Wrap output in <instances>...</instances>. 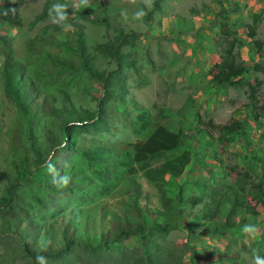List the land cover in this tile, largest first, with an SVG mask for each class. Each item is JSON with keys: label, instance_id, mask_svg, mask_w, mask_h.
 <instances>
[{"label": "rangeland", "instance_id": "rangeland-1", "mask_svg": "<svg viewBox=\"0 0 264 264\" xmlns=\"http://www.w3.org/2000/svg\"><path fill=\"white\" fill-rule=\"evenodd\" d=\"M45 1H17V22H3L0 25V35L11 37L12 58L24 67L35 103L38 104L44 99L46 105L59 107L61 95L56 89L61 88L68 94L74 108L92 111L95 107L94 99L100 95L97 81L77 73L72 77L68 74L59 75L57 78L50 77L39 63L45 52L58 54L55 44L64 42L72 30V27L66 29L52 22L49 12L58 0H48L47 17L35 22ZM101 1L88 0L84 6L80 0H72L74 9L86 12L88 18L84 20L69 13L67 21L70 25L76 22L82 26L84 46L95 70L102 71L113 67L111 61L94 50L95 44L109 41L118 29L123 32L135 31L140 36L134 47L124 51L132 53L138 69L144 67L142 71L147 75L151 87L148 92L134 91L127 81V98L133 96L144 106L151 105L152 113L156 112L154 118L158 124L175 119L173 114L179 115L175 120L189 139L188 145L192 146V151L202 146L197 137L201 130L209 131L210 128V136L214 139L218 135L217 127L231 121L240 122L245 141L240 136L233 138L229 145H215L201 158L195 157L196 152H193L192 160L197 161L204 172V175L200 173L196 178L204 183L206 193L210 195L193 208L185 205V197L197 195L194 189L186 187V193L184 187L182 188L183 197L176 204L180 208H174L173 203L163 206L154 186L139 171L122 177L119 184L107 195L91 194L85 200L55 196L54 202L41 208L34 199L44 200L49 195L43 185L45 172L35 171L31 182L27 183L26 171H21L16 206L6 211L4 203L0 202V227L7 219L10 230L26 232L29 224L33 228L29 237L32 244L40 247L46 243L54 251L60 244L59 234L63 228L75 235L109 232L113 216L128 214L126 204L129 197L134 196L140 209L154 215L156 222H170L163 247L174 251L183 250L181 247L184 244L194 247V264H253V257L256 255L253 251L257 249L253 243L258 239V232L254 236L241 231L232 235L227 232L196 238L194 236L203 227H211V223L189 225L188 221L193 220L198 212L213 209L216 204L221 216L220 210H225L228 206L225 198L233 195H237L243 205L247 203L249 207L253 206L249 190L258 180L255 158L264 157V0H154L153 8L150 11L145 9L147 15L142 21L128 23L122 21L120 10L127 9L131 14L138 6H143L141 0H108L105 12L108 17L107 27L91 21L92 18L102 15ZM193 15L198 20H193ZM178 19L190 22L189 32H180L182 30L179 29ZM41 32L44 42L34 43L33 39ZM254 41L259 42V49L253 45ZM229 43L234 44L233 52L245 64L246 72L238 82L216 91L210 90L207 80L212 64L217 62L219 53ZM31 44L36 46L29 50L27 45ZM148 60L151 66L144 65ZM1 64L0 57V199L4 194V177L10 179L15 174L11 165L13 158L20 159L23 156L32 159L33 150L44 157L48 146L44 134L57 133V121L44 113L37 114L30 127L25 124L12 100L4 92ZM256 65L260 69L255 70ZM68 80L69 84L65 85ZM152 95L155 96L154 100ZM194 111L201 115L196 123ZM110 123L113 127L110 132L84 135V141L78 140V145L89 149L93 146L89 140H132L117 116L110 115ZM149 132L150 130L145 129L142 134L148 135ZM195 136L194 143H191ZM55 163H64L76 169L74 178L95 181L94 175L77 154L67 152L57 157ZM19 170H22V166H19ZM47 175L57 176L59 180L66 177L54 170L48 171ZM257 209L260 210L259 207ZM2 237L0 264H28L20 252L18 241L10 234ZM122 244L130 248L138 245V240L130 237L122 241ZM105 253L109 254L111 250Z\"/></svg>", "mask_w": 264, "mask_h": 264}, {"label": "trees", "instance_id": "trees-1", "mask_svg": "<svg viewBox=\"0 0 264 264\" xmlns=\"http://www.w3.org/2000/svg\"><path fill=\"white\" fill-rule=\"evenodd\" d=\"M17 1L19 0L12 3L11 0H0V25L7 21L17 22ZM58 3L68 5V14L71 13L77 18L87 20L86 12L75 10L72 0H58ZM107 4L108 0L100 2L103 13L92 18L93 23L107 27L108 17L105 14ZM48 6L49 2L46 0L35 22L47 17ZM71 25L72 30L67 34L66 40L55 44L59 53L43 52L39 63L50 77L57 78L59 75L66 74L72 77L77 73L85 74L88 78L97 81L100 95L95 97V107L92 111L74 108L68 94L61 88L56 89V92L61 95L59 107L46 105L44 99L38 104L35 103L24 67L12 58L11 37L0 35L1 76L6 96L12 100L28 127L32 125L35 116L41 113L57 121V133L55 135L44 134L48 142L44 157H41L38 151L33 150L32 159L23 156L20 159L13 158L11 165L15 174L10 179L4 177V194L0 202L4 203L3 207L6 211L16 206L17 189L21 184V171H26L27 183L31 182L35 171L45 172L43 185L49 195L44 200L34 199L41 208H46L49 202H54L55 196L85 200L91 194L107 195L123 178L139 171L142 177L154 186L161 205L168 206L173 203L174 208H180L176 204L183 197V187L181 183L175 184V181L190 163L191 153L187 149V137L181 128L167 127L156 121L152 123L147 112L136 110L133 102L126 97L125 69L131 68L135 71L136 68L132 53L124 49H132L140 35L132 30L123 32L118 29L109 41L95 44L94 50L113 63L112 68L97 71L89 62L84 46L82 26L76 22H72ZM41 36L42 32L33 39V42L43 43ZM34 45L36 46V44L27 45V48L31 50ZM253 45L259 49V42L254 41ZM233 47L234 44L229 43L219 53V62L212 65L209 74L210 84L217 89L238 82L246 72L245 64L233 52ZM60 51H63V54H60ZM258 69L260 67L256 65L255 70ZM69 81L65 85H68ZM110 115L117 116L124 126L141 136V139L134 142L89 140L93 143L89 149L78 145V140L84 141V135L110 132L113 128ZM145 129L150 130L148 135L142 134ZM217 130L221 140L229 135H238L245 141V135L241 132V124L238 121L223 124L217 127ZM67 152L77 154L84 160L85 165L94 175L95 181L81 177L74 178L76 169L64 163H55L57 157ZM155 161L159 162L152 165ZM255 161L257 162L258 180L250 186L249 190L253 206L249 207L247 203L243 205L237 195L226 197L225 201L228 206L225 210H220L221 216L218 204H216L213 209L198 212L193 220L188 221L189 225L211 223V227H203L194 237L217 236L227 232L231 235L232 233L238 234L245 224H253L258 227V239L253 243L257 249L253 251V254L262 257L264 253V157L255 158ZM19 166H22V170H19ZM52 170L64 174L67 177V183L59 180L57 176L49 175L48 177L47 172ZM206 186L208 187L207 184ZM192 187L197 195L185 197V205L189 208L201 204L204 197H210L206 193L204 183L195 182ZM165 188L175 193L174 199L167 196ZM136 194H138V189ZM126 207L128 214L113 216L110 231L104 234L75 235L67 228H63L59 234L60 244L54 251L50 250L46 243L40 247L32 244L29 237L33 228L29 224L26 226V232L10 230L7 219L4 220L7 222L0 227V242L3 235L10 234L14 237L28 264H36L37 256L46 257V264H59V262L63 264H194V249L190 245L184 244L181 247L183 250L178 251L163 247L170 222L163 224L156 222L154 215L140 209L134 196L129 197ZM7 213L5 214L8 215ZM219 218H221L220 221ZM130 237L138 240V245L127 248L123 246L122 241ZM108 250H111V253L106 254Z\"/></svg>", "mask_w": 264, "mask_h": 264}, {"label": "crops", "instance_id": "crops-1", "mask_svg": "<svg viewBox=\"0 0 264 264\" xmlns=\"http://www.w3.org/2000/svg\"><path fill=\"white\" fill-rule=\"evenodd\" d=\"M150 16V15H149ZM193 20H198V17L196 15H193L192 17ZM151 19L149 18V21ZM178 26H179V29L182 30L180 32H189L188 30L190 29L189 27V23L188 21H185V20H180L178 19ZM179 32V30H178ZM146 63L144 64L145 66H151V63L150 61H145ZM217 62H219V58L217 60ZM217 62H214L213 64L217 63ZM212 64V65H213ZM135 71H133L131 68L130 69H125V76L127 78V81L130 83L131 86H133L131 89H133L134 91H138V90H144L146 92H148V88L151 87V84H149V80H148V77L147 75L144 74V72L142 71L144 69V67H142V69H138L135 65ZM151 71H153V68L150 69ZM207 84L209 85V87L211 88L210 90H213V91H216V87H213L211 84H210V77H208V80H207ZM127 97V96H126ZM152 100H154L155 96L152 95ZM127 99H130L133 104L135 105V109L138 110V111H145L147 112L148 116H149V120H151L152 123H155V113H152V110L153 108L151 107V105L148 107L144 106L143 103L139 102L136 98H134L133 96L127 98ZM151 108V109H150ZM196 112V111H194ZM195 117V123H196V120L198 118V116H201L198 112L196 113H193ZM173 117L175 119H178L179 118V115L177 114H173ZM175 119H171L170 121H166L164 124L167 126V127H178L181 128L178 124H177V120ZM123 129H125L126 131H128L130 133V135L132 136V140L131 141H136L138 139H141V136H139L137 133H133L128 127L126 126H122ZM208 127V126H207ZM211 131L210 128H209V131H206V130H201L198 134L197 137H199V140L201 141L202 143V146H199L197 149H193L192 151V146L188 145L187 146V149L188 151L191 153V159H190V163L188 164V166L184 169L183 173L179 176V178L177 179V181H175V184H178V183H181L182 187H184L185 189V192L187 193L188 190L186 187L188 188H192V184H195V182L197 183H202L201 180H199L198 178H196V176H198V174H203L204 175V172L202 171V167L200 165H198L199 163L197 161H193L192 160V157H193V152H196V155L195 157L197 156L198 158H201L202 156H204L205 154H208V150H210V148H212L213 146H222L224 144L226 145H229L228 143H230L231 140H233V138H236V137H239L237 135H229L227 136L226 139L224 140H221V138L219 139V133L217 135V137H213L214 139L211 138ZM218 132V130H217ZM184 134V132H183ZM185 135V134H184ZM196 139V136L191 139V143H194ZM186 140H189V139H186ZM208 175V174H207ZM206 175V176H207ZM220 182L222 180H219ZM207 182H208V179H207ZM166 193H167V196L171 199H174V195L175 193L172 192L170 189L166 188ZM242 230V229H241ZM206 238V237H205ZM242 238V237H241ZM194 248V247H192ZM195 249V248H194Z\"/></svg>", "mask_w": 264, "mask_h": 264}, {"label": "clouds", "instance_id": "clouds-1", "mask_svg": "<svg viewBox=\"0 0 264 264\" xmlns=\"http://www.w3.org/2000/svg\"><path fill=\"white\" fill-rule=\"evenodd\" d=\"M81 5L86 6L88 0H80ZM142 7H137L135 11L129 14L127 9L120 10V17L123 22L128 23L130 21H142V19L147 15V10H151L154 6V0H141ZM68 5L62 3L53 4L50 9V17L52 18V22L60 25L63 28L71 29L72 25L68 24L67 21L69 19L68 15ZM54 13V15H53ZM65 183H67V177L62 178ZM242 231L246 234L254 236L258 232V227L253 224H245L242 228ZM36 264H46V257L37 256ZM253 264H264V257H260L259 255H254Z\"/></svg>", "mask_w": 264, "mask_h": 264}]
</instances>
